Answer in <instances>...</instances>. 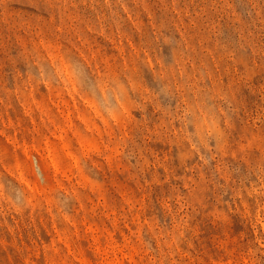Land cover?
Here are the masks:
<instances>
[{
    "label": "rangeland",
    "instance_id": "rangeland-1",
    "mask_svg": "<svg viewBox=\"0 0 264 264\" xmlns=\"http://www.w3.org/2000/svg\"><path fill=\"white\" fill-rule=\"evenodd\" d=\"M0 264H264V0H0Z\"/></svg>",
    "mask_w": 264,
    "mask_h": 264
}]
</instances>
